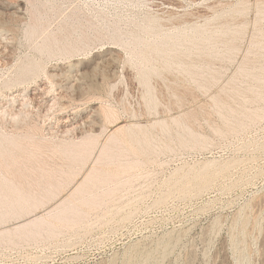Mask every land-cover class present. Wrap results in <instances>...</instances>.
<instances>
[{
  "label": "rangeland",
  "instance_id": "1",
  "mask_svg": "<svg viewBox=\"0 0 264 264\" xmlns=\"http://www.w3.org/2000/svg\"><path fill=\"white\" fill-rule=\"evenodd\" d=\"M0 264H264V0H0Z\"/></svg>",
  "mask_w": 264,
  "mask_h": 264
}]
</instances>
